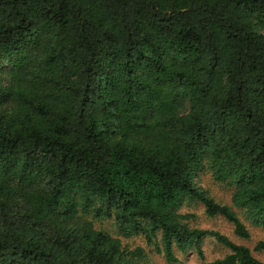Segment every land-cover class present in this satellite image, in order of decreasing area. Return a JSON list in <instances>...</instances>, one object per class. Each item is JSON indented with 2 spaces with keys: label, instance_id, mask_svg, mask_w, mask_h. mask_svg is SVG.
<instances>
[{
  "label": "trees",
  "instance_id": "16d2710c",
  "mask_svg": "<svg viewBox=\"0 0 264 264\" xmlns=\"http://www.w3.org/2000/svg\"><path fill=\"white\" fill-rule=\"evenodd\" d=\"M186 202L264 228V0H0V264H263Z\"/></svg>",
  "mask_w": 264,
  "mask_h": 264
},
{
  "label": "rangeland",
  "instance_id": "374dc122",
  "mask_svg": "<svg viewBox=\"0 0 264 264\" xmlns=\"http://www.w3.org/2000/svg\"><path fill=\"white\" fill-rule=\"evenodd\" d=\"M198 185L199 187L208 191L209 195L212 196L216 201L227 205L230 204V188L215 182L210 174L201 175L198 179ZM181 211L182 213L195 217L189 221L191 226L220 232L221 234L228 237L232 242L249 248L252 252V255L264 264V253L254 250L256 243L264 240V228L253 227L249 223H246L250 232V238L248 240H241L233 234V227L231 224L220 217L212 219L207 218L204 215L202 206L199 204L186 202L183 205ZM115 235L120 238L123 245L129 247L131 250L137 248L144 249L150 260V264H168L164 260L162 254L158 253L154 246H148L143 238H125L118 234ZM202 249L204 251V261L219 259L228 253L223 246L219 245L214 241V239L210 238L204 240ZM178 258L180 260L179 263L174 264H200L202 262L193 251L183 256L178 254Z\"/></svg>",
  "mask_w": 264,
  "mask_h": 264
}]
</instances>
